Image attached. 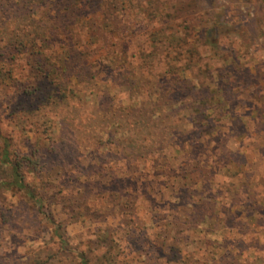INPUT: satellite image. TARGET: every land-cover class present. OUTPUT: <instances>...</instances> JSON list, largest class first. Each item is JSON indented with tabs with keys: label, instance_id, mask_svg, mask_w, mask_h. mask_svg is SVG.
<instances>
[{
	"label": "trees",
	"instance_id": "1",
	"mask_svg": "<svg viewBox=\"0 0 264 264\" xmlns=\"http://www.w3.org/2000/svg\"><path fill=\"white\" fill-rule=\"evenodd\" d=\"M216 25L212 22L206 31L205 41L213 45ZM186 29L169 27V0H0V84L12 89L7 104L19 110L16 117L22 130L27 123L37 125L43 119L46 131L38 126L36 132L49 133L34 137L27 159L13 157L8 139L0 135L4 139L0 147V178L4 180L0 179V186L23 193L34 207L42 208L47 201V183L28 182L26 170L35 174L33 179L44 180L51 174L47 171L55 167H47L48 156L56 155L57 162L64 163L60 148L92 149L99 155L98 161L94 160L100 164L109 162L113 151L124 145L125 157L119 162L132 163L133 173L127 170L117 178V173L111 172L110 176L111 185L119 181L125 186L116 192L122 199L120 204L129 210L123 215L126 239L118 248L122 251L111 254L114 247L107 246L98 264L142 260V264H169L170 258L177 262L181 251L188 248L185 233L215 221L216 205L203 202L202 197L173 210L171 199L180 189L197 197L203 191L200 176L183 169L174 190L169 185L158 190L160 180H169L182 168L169 164L171 123L200 112L196 105L200 104V87L187 75L184 51L188 38L182 36ZM17 64L25 67V77L17 74ZM193 87L198 90L193 92ZM197 121L194 117L193 123ZM153 129L155 133L150 132ZM180 134L185 138V133ZM147 157L157 164L156 179L151 184L141 180L143 177L139 179L133 165ZM194 166L200 169L202 165ZM204 174L209 178L208 167ZM127 181L130 186H126ZM143 187L146 193L142 192L149 195V200H144L148 223L154 228L145 233L146 227L141 225L148 223L135 214V202L143 196ZM105 202L109 206L114 203ZM195 217L198 220L193 221ZM47 221L55 224L51 217ZM210 228L206 232H213ZM59 232L56 225L53 235L59 239L57 247H39V253L48 250L52 255L47 253L44 262L34 256L27 264H48L53 256L68 258L66 240ZM207 244L213 249L217 243ZM184 255L183 264L191 258V254ZM79 264H88L86 256Z\"/></svg>",
	"mask_w": 264,
	"mask_h": 264
},
{
	"label": "rangeland",
	"instance_id": "2",
	"mask_svg": "<svg viewBox=\"0 0 264 264\" xmlns=\"http://www.w3.org/2000/svg\"><path fill=\"white\" fill-rule=\"evenodd\" d=\"M212 22L217 24L214 45L205 41ZM175 25L188 29L182 35L188 38L184 55L188 57L187 75L200 87V104L196 103L200 112L171 123L169 164L182 168L169 180H160L158 190L165 185L174 190L184 169L201 177L203 191L197 197L180 189L171 199L173 210L202 197L203 202L216 205L217 213L214 223L185 233L188 248L181 251L177 262L169 256V264H183L185 253L191 258L184 264H264V0H169V27ZM17 74L25 77V67L17 64ZM193 88V92L198 90ZM11 93L10 86L0 84V135L8 139L13 157L27 159L34 137L49 133L36 132L38 126L46 131L43 119L32 122L37 125L27 123L25 131L20 128L19 110L7 104ZM194 117L197 123H193ZM180 133H185V138ZM3 142L1 138L0 147ZM124 150L122 145L113 151L109 162L98 164L94 159L99 155L94 150L67 146L59 150L64 163H58L56 155L46 158L47 167H55L47 171L51 174L44 180L33 179L35 174L26 170L28 182L47 183V201L42 208L34 207L23 193L0 186V264H27L34 256L47 260V253H51H39V247L58 246L59 239L53 235L56 225L70 254L65 259L53 256L48 264H79L83 256L88 264H98L107 246L114 247L111 254L121 253L118 248L126 239L123 215L129 210L120 204L122 199L116 192L125 186L119 181L111 185L110 176L117 173L120 178L123 172L134 170L131 162H119L125 157ZM171 154L175 157L170 158ZM195 163L201 168L195 169ZM133 165L139 179L143 177L141 180L150 184L156 179L153 160H135ZM206 167L209 178L204 174ZM96 177L100 178L94 181ZM125 184L131 185L129 181ZM142 191L144 187L140 191L143 196L135 202V214L148 223L144 200L148 201L149 195ZM105 200L114 203L109 206ZM49 217L55 224H49ZM196 220L198 217L193 218ZM141 227H146L143 233L154 231L150 223ZM208 228L213 232H206ZM143 233L141 237H145ZM213 241L217 244L212 249L207 242ZM131 257L133 254L128 259Z\"/></svg>",
	"mask_w": 264,
	"mask_h": 264
}]
</instances>
